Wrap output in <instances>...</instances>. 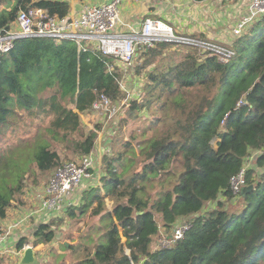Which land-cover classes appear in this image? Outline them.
<instances>
[{
  "label": "trees",
  "instance_id": "obj_1",
  "mask_svg": "<svg viewBox=\"0 0 264 264\" xmlns=\"http://www.w3.org/2000/svg\"><path fill=\"white\" fill-rule=\"evenodd\" d=\"M0 4V29L27 8L59 19L69 13L58 0ZM231 48L235 55L227 63L172 42L142 51L137 73L145 72L144 85L128 114L151 116L104 155L100 187L66 210L70 220L89 211L100 225L79 237L83 243L60 245L76 256L74 264H264V16ZM111 64L101 53L79 52L74 41L42 37L17 40L0 57V136L16 116L48 124L31 141L38 151L27 174L47 175L60 166L53 146L79 157L94 150L97 132H83L81 115L100 94L111 103L124 98ZM242 169L245 186L233 195L230 181ZM25 187L23 177L0 190V221ZM179 220L190 223L182 239L152 250L160 229ZM53 222L33 231L34 248L53 242ZM27 243L19 239L16 249Z\"/></svg>",
  "mask_w": 264,
  "mask_h": 264
},
{
  "label": "built area",
  "instance_id": "obj_2",
  "mask_svg": "<svg viewBox=\"0 0 264 264\" xmlns=\"http://www.w3.org/2000/svg\"><path fill=\"white\" fill-rule=\"evenodd\" d=\"M126 1L132 0H112L107 5L84 6L77 15L61 19L49 17L45 11L36 8L21 10L17 13L13 23L7 28L0 29V57L11 52L17 40L38 37L57 41L71 40L76 43L79 52L101 53L111 59L112 64L108 65L109 71L119 65H132L142 51L153 48L157 42L186 41L189 45L217 56L222 63H227L235 55L231 47L219 45L217 42L176 36L172 28L150 17L143 18L136 26L121 31L120 28L123 25L120 18V5ZM247 1L249 4L246 13L233 22L228 30L235 39L243 36L254 22L264 16V0ZM119 86L124 91L121 82ZM140 95L141 91L131 97L127 94L125 100L111 103L109 98L100 94L92 104L91 111L111 120L117 116L120 105L129 99L139 100ZM242 104L243 102L240 101L239 105ZM115 134V132H110L107 137L103 138V142L110 143ZM93 151L89 155L80 157L77 162L63 163L54 170L50 180L39 192L34 193L37 208L23 218L12 222L5 230L0 227V247L6 235L10 231L21 228L29 218H35L40 225L49 224L61 217L68 208L73 207L72 193L90 178L88 171L94 167ZM244 177L245 169H242L231 179L230 186L233 195L239 193L245 186ZM189 227V222L177 221L171 231L172 234L161 241V248H168L175 241L182 239ZM55 239L56 236L53 242Z\"/></svg>",
  "mask_w": 264,
  "mask_h": 264
},
{
  "label": "rangeland",
  "instance_id": "obj_3",
  "mask_svg": "<svg viewBox=\"0 0 264 264\" xmlns=\"http://www.w3.org/2000/svg\"><path fill=\"white\" fill-rule=\"evenodd\" d=\"M230 9L232 10L231 7ZM170 12L172 13L173 10L171 9ZM232 12L234 13L233 10ZM212 19H214V17ZM163 22L173 28L174 34L176 36H180V37L185 36L184 32L182 31L179 32L177 30L173 20L163 19ZM213 22L214 20L207 19L206 22L205 21L201 22L200 28L206 30L207 32H209V30L215 31L214 30L215 26ZM227 28L229 30L230 26L228 27V23H225L224 28L220 27L219 30L216 29L217 30L216 33L222 35L224 32L223 30ZM194 35H193L194 38L197 37L196 39H200L198 36L200 34H197L196 36ZM226 35L229 36L227 38L228 39L227 41L230 42H227L225 39V40H219V42L217 43L225 47H231L233 42L235 41V38H233L232 35H229L228 33ZM186 37H192V35ZM207 40L214 42V40L211 39H207ZM172 43L189 45L186 43V41H180V40L172 41ZM139 59H140V55L134 60V62L130 66L119 65L115 67L119 75V82H121V85L124 87V91L121 90L122 93L124 94V98L121 99V101L125 100L127 94L131 97V96H135L138 93V91H142L144 85L143 75L145 72L141 74L137 73V68L141 64ZM131 101L133 100L129 99L123 105H120L119 106L120 109L117 116L111 120L104 117V115H100L92 111L88 112L87 114L81 115L82 116L81 121L83 124L84 133H87L89 131H95L97 132V134L98 133L101 134V138H96V143L93 151L96 162L94 163L93 169L88 171V176L90 177L88 178V180H96V178H94V174L97 169L98 158L100 157V159L102 160L105 154L111 156L114 153L116 146L120 144V141L127 142L130 139L131 134L133 132L139 133V129L145 126V118H149L151 116V111H146L147 112L146 116L139 114L140 117L139 116L130 117L128 113L130 110ZM16 118L17 119H13L11 121L12 123L10 124V126L4 131L3 135L0 136V190L6 187L14 186L18 182V180L23 177L25 178V185H26L25 188L32 185L34 178L38 179L37 181H40L45 185L50 180L55 170L54 169L47 175L41 174L39 172H37L35 175L27 174L33 166V163L35 161V154L38 151V146L36 142L34 141L31 142V141L38 133V130L40 128L47 127L48 124L47 121H42V120H38V121L25 120L24 116H20V117L16 116ZM110 132H115L116 134L110 140V143L106 144L103 142L104 141L103 138L107 137ZM99 139L100 141L97 142V140ZM53 148L60 153L61 164L67 162H77L80 159L79 156L71 155V153L69 152H63L60 146H53ZM106 149H107L106 152L100 151ZM99 179L96 180L97 182L94 181L93 185L99 187L100 186ZM105 201L107 204V208L111 210L112 202L108 198H106ZM79 205L80 203H78L76 206L72 208H76ZM227 207L229 208L231 206L227 205ZM53 221L54 222L52 225L55 230L56 239L53 243H50L47 246H43V248L33 249L37 251L35 255L38 260L37 264H54L56 263L58 256L63 257L59 261L60 264H74L76 256L71 255L70 251L61 250L60 245L72 244L76 246L78 244L83 243L84 241L80 242L79 237L82 235L85 236V235L93 234V231L90 229L92 226L95 227L98 224L99 220L97 217H91L89 215V211L88 213L81 216L80 219L70 220L66 217V211H64L60 218L55 219ZM98 227L96 226V230ZM171 230L172 228L168 231L164 229H160V234L157 235V237L153 241L152 250L161 248V241L167 239L172 234ZM8 264H14V261L13 260L9 261Z\"/></svg>",
  "mask_w": 264,
  "mask_h": 264
},
{
  "label": "crops",
  "instance_id": "obj_4",
  "mask_svg": "<svg viewBox=\"0 0 264 264\" xmlns=\"http://www.w3.org/2000/svg\"><path fill=\"white\" fill-rule=\"evenodd\" d=\"M66 2L69 5L68 17L77 15L84 6H93L105 4L107 0H58ZM13 3V0H11ZM247 0H205L202 2H197L195 0H132L123 2L120 5L121 11V22L123 27L121 30H127L128 27L136 26L143 18L150 17L163 22L165 20H173L176 28L179 32H184L185 36H198L202 38H207L214 40V42H219V40H228L226 34L229 32L224 29L223 34L220 35L216 33L217 30L224 28V24L228 23V27L236 22L239 17L246 13L248 7ZM234 11L230 9V7ZM173 10L171 13L170 10ZM3 10V6L0 4V11ZM233 13V14H232ZM214 17V19H212ZM207 19L214 20V30H203L200 28L201 22H206ZM203 20V21H202ZM164 23V22H163ZM166 24V23H165ZM167 25V24H166ZM172 28L171 26L167 25ZM217 29V30H216ZM173 30V28H172ZM219 32V31H218ZM230 35V34H229ZM193 38V37H192ZM230 42V41H227ZM88 112H91L89 110ZM87 112V113H88ZM86 113V114H87ZM82 117V116H81ZM38 121V120H33ZM97 138H101V134H97ZM97 140V142H99ZM102 148V147H101ZM100 149V148H99ZM101 152H106V150H100ZM96 160V159H95ZM96 162V161H95ZM101 159L97 160V169L94 174L96 180L101 176ZM49 174V173H48ZM96 180L86 179L76 191L72 193V200L76 206L81 203L82 193L88 191V188H95L93 182ZM44 186V183L38 181V183L32 184L25 188L23 194L18 200L11 202L10 207L7 209L6 216L0 221V227L4 230L8 226L18 220L23 218L27 213L35 210L37 208V203L34 198V193L39 192ZM100 187V186H99ZM73 205V207H74ZM60 218V217H59ZM40 225L35 218L31 217L24 222L21 228L10 231L6 235L5 241L0 247V264H8L9 261H14V264H18L21 258L22 250L28 245L32 246L33 242V231ZM25 238L28 243L24 245L23 249L18 251L16 249V244L19 239ZM33 247V246H32ZM40 247L33 249H39ZM43 248V247H42ZM35 253L37 252L34 250Z\"/></svg>",
  "mask_w": 264,
  "mask_h": 264
},
{
  "label": "water",
  "instance_id": "obj_5",
  "mask_svg": "<svg viewBox=\"0 0 264 264\" xmlns=\"http://www.w3.org/2000/svg\"><path fill=\"white\" fill-rule=\"evenodd\" d=\"M111 2L112 0H107L105 4L107 5L110 4ZM252 188H253L252 186H248L246 187L245 190L250 191ZM35 255L36 253L31 246L25 247L22 250L21 258L18 264H37L38 260Z\"/></svg>",
  "mask_w": 264,
  "mask_h": 264
}]
</instances>
